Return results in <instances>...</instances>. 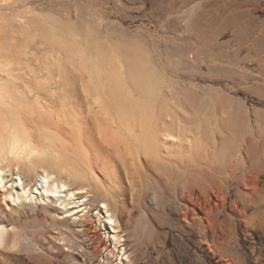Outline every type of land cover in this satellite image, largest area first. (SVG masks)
Wrapping results in <instances>:
<instances>
[{
  "label": "rangeland",
  "instance_id": "1",
  "mask_svg": "<svg viewBox=\"0 0 264 264\" xmlns=\"http://www.w3.org/2000/svg\"><path fill=\"white\" fill-rule=\"evenodd\" d=\"M1 6V14L27 19L32 65L51 53V31L66 40L74 32L83 51L100 57L99 68L61 51L64 68L52 78L71 84L63 90L76 105L83 100L80 81L97 69L101 78L123 80L131 97L140 94L132 82L140 76L154 82L164 120L223 152L219 165L148 166L133 183L134 198L119 175L113 192L121 208L105 200L118 216L128 264H264V0H11ZM103 155L115 161L109 146ZM14 177L4 173L3 186L12 193ZM24 180L33 200L7 203L0 195V224L13 239L0 247V264H125L107 255L111 234L97 192L81 218L77 203L68 210L59 198L40 201L38 182ZM185 182L193 202L181 188Z\"/></svg>",
  "mask_w": 264,
  "mask_h": 264
},
{
  "label": "bare ground",
  "instance_id": "2",
  "mask_svg": "<svg viewBox=\"0 0 264 264\" xmlns=\"http://www.w3.org/2000/svg\"><path fill=\"white\" fill-rule=\"evenodd\" d=\"M8 1L11 0H0V6ZM24 18L18 21L0 13V191H3L0 195L7 203L16 198L33 200L30 184L24 180L30 177L38 182L35 188L38 200L59 198L61 208L68 210L77 203L82 218L88 211L86 201L90 200V194L97 192L93 195L103 199L99 201V212L111 234L112 247L107 255L128 264L126 240L117 227L118 216L113 208V213L110 211L105 200L111 197L113 205L121 208L120 199L113 192L114 184L119 185V175L127 178L133 190L134 181L143 176L148 166L174 171L203 161L219 165L223 152L197 140L194 134L183 131L184 127L164 120L155 104L154 82L140 76H134L132 80L140 94L131 97L125 91L123 80L113 75L101 78V69H97L96 75L80 81L83 100L76 105L63 90V86L71 84L52 78L51 72H61L64 68L61 51L99 68L103 64L100 57L83 51V44L78 43L74 32L66 40L51 31L47 40L51 53L44 56L43 64L32 65L25 42L30 25ZM18 33L23 35L24 44L17 41ZM104 146L112 149L113 163L103 155ZM96 167L113 184H110L112 189L102 185ZM5 172L15 176L11 182L14 193L3 186ZM187 184L179 186L186 194V200L193 202L186 193ZM74 185L77 187L73 188ZM133 191L134 198L137 189ZM51 192L57 195H46ZM9 196L13 199H7ZM76 197L81 198V202H76ZM95 218L100 221L98 212ZM10 234L0 224V247L13 241Z\"/></svg>",
  "mask_w": 264,
  "mask_h": 264
},
{
  "label": "snow or ice",
  "instance_id": "3",
  "mask_svg": "<svg viewBox=\"0 0 264 264\" xmlns=\"http://www.w3.org/2000/svg\"><path fill=\"white\" fill-rule=\"evenodd\" d=\"M26 195H27V194H26ZM46 195L56 196L57 193H56V192H51V193H46ZM7 199L12 200L13 198L9 196V197H7ZM109 223H112V221H109Z\"/></svg>",
  "mask_w": 264,
  "mask_h": 264
}]
</instances>
